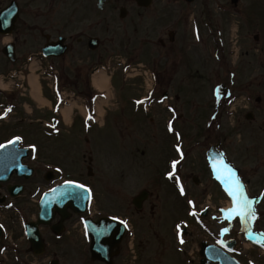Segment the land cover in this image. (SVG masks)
Masks as SVG:
<instances>
[{"label":"flooded vegetation","instance_id":"af4514ba","mask_svg":"<svg viewBox=\"0 0 264 264\" xmlns=\"http://www.w3.org/2000/svg\"><path fill=\"white\" fill-rule=\"evenodd\" d=\"M194 2L153 0L151 6L142 7L136 0H0V14L7 12L0 19V71L14 66L5 53V38H10V43L16 46L61 55L52 59V64L59 71L73 70L76 84L88 81L95 65L117 55L125 58V64H143L154 79L147 100L156 117L142 113L143 117L137 120L142 123L148 118L153 124L158 138L156 144L162 133L169 142L159 145L161 164L157 165L153 179L139 191L127 195L131 198L133 213L124 208L117 209V214L96 210V196L85 214H76L70 208L59 210L49 225L40 227L44 247H38L37 252L31 251L26 229L18 227L14 236L24 246L20 252L24 263L217 264L209 258L226 254L241 264H264V176L263 186L257 192L248 180L254 173H264V80L255 85L252 80L241 78L243 72L249 74L254 63L247 43L249 36L244 37L245 42L238 49L232 36L215 33L214 77L217 88H221L216 95L217 107L215 112L210 109L208 115L206 111L201 113L202 127L196 128L195 137L190 138L191 130L187 126L194 104L185 98H190L191 86L200 93L205 92L206 64L211 61L206 57L207 21L195 30L189 25L191 11L184 5ZM254 3L252 0L245 9L235 5L232 11L245 16L251 28H260V22L253 19ZM15 10L18 11L16 22ZM176 12L179 15H174ZM227 12L223 13V8L218 10V27L224 19L230 20ZM133 39L138 40V47L134 49ZM261 41V34L257 32L253 42L259 45ZM65 45L67 50L63 49ZM260 52L263 57L264 42ZM113 53L116 55L112 58ZM261 66L264 68V61ZM126 98L121 96L122 101ZM124 122L128 124L127 119ZM176 128L183 140L171 144L170 132ZM210 152L214 154L216 168L209 158ZM141 154L145 156L146 151ZM173 161H178L175 169ZM169 173H173L172 178ZM53 177L52 182H39L43 184L41 191H31L33 183L28 182V191L18 199L11 198L8 185H0L3 201L0 215L24 214L35 206V202L28 201L40 200L48 190L62 183L57 176ZM240 180L248 185V199L253 201L250 207L254 214L248 217L231 211L236 205L230 189L239 194ZM161 182L167 190H162ZM18 183L24 181L12 177V185ZM122 186L127 187L125 178L120 182ZM92 190L95 193L93 187ZM121 192L124 195L119 197L120 201L127 198L125 189ZM161 194L170 200L165 213ZM19 205L23 206L20 210ZM164 215L168 218L164 219ZM102 218L107 221L97 234L98 247H94V254V241L88 234L86 220L95 223ZM25 219L30 218L26 215ZM161 226L166 227L161 229ZM150 236L158 251L147 256Z\"/></svg>","mask_w":264,"mask_h":264},{"label":"rangeland","instance_id":"374dc122","mask_svg":"<svg viewBox=\"0 0 264 264\" xmlns=\"http://www.w3.org/2000/svg\"><path fill=\"white\" fill-rule=\"evenodd\" d=\"M251 1L252 0H242V9L247 8L251 4ZM184 7L187 9L189 8L191 11L189 25L192 27V30L194 28H198L207 21V24L205 25L208 48L206 51V57L211 58V61L206 64L208 66L205 73V75H207L205 92L200 93L191 86V92L189 95L190 98H185V101H189L194 104V108H192V111H190L189 115L190 125L187 126L190 127L191 130L190 138H193L195 137L193 135L197 133L196 128L202 127L203 124L202 121H199L201 113L206 111L208 115L210 108L212 109V112L215 111L216 99L214 90L216 84L218 83L214 77L215 70L213 49L215 47V41L212 33L221 32L222 34H227L228 37H233L231 33L237 32L238 36H235L234 43H238V49L241 48L240 46L242 45V42H245L244 37L249 36L247 43H249L251 46V56L254 59V63L252 70L249 71V74L247 75L246 72H243V74H241V78L242 80H252L255 85H258L259 82L264 80V68L261 66V61H264V56L262 57L260 52L261 46L264 42V24L261 23L260 19L255 18V21L260 22L261 26L260 28H251L244 19L245 16L238 15L232 11L231 0H195L193 4L188 6L184 5ZM220 8H223V13H225V10H228L227 14L230 20L227 21L224 19L221 23V26L218 27L217 12L220 10ZM259 11L263 15L262 22H264V0L259 5ZM193 12H196V14H192ZM231 14L233 15L231 16ZM174 15L177 16L179 13L176 12ZM257 32L261 34L262 38V41L259 43V45L254 44L255 42H253L254 35ZM132 35L133 33H131L129 36ZM195 37L198 40L197 36ZM197 40L196 42L199 43ZM137 44L138 40L133 39L131 47L134 49L135 47H138ZM252 46L254 47V51L252 50ZM23 51V49H19L18 53L21 54ZM25 60L21 63V65L25 62ZM21 65H18L11 70H15ZM199 70H202L201 66H199ZM0 73H6V71ZM201 73L203 74L204 71ZM68 74L72 75L71 72H68ZM132 81L133 82H128L126 87L132 90L128 94L134 97L144 94L143 88H140L139 85H136L134 80ZM60 82L62 85L69 86V88L75 89L78 92L80 90L83 91L85 88L83 84L77 86L75 83L68 80L66 81L65 79L60 80ZM44 85L46 86V81L44 82ZM113 85L117 90H119L120 86L122 85V80L118 75H116ZM175 86H178V83H176ZM110 88L111 87H106L103 88V90H106L107 93L110 94ZM35 89L36 85L33 86L32 91V96L34 99L36 97ZM46 90L47 89H45V91ZM41 91L44 96L43 90ZM114 95L118 103L113 102L115 106L113 107L115 109L117 108L118 110L117 112L111 113L108 116L106 127L101 129L97 124L91 125L89 132L82 134L79 136V138L76 136V133H68L67 131H62L59 129L58 131L63 136L59 137L58 139L54 138V140L50 139V137H43L41 141H38V139L36 141L34 135L32 134L34 132L31 133V130L32 128L38 129L37 131L47 129L42 124L36 123L38 118L42 119L44 116L37 112L34 106H31V102L28 99H16L14 104H12L3 101L0 97V105H2L0 106V122L3 123V126L0 127V132L3 130L6 131V133L1 134V136H4L0 138V141L6 140L7 138L11 139L14 137H19L22 140V146L33 147L35 150L34 154L39 155L40 160L46 159L48 163L61 166L63 169L64 178L80 180L88 184L90 187L92 186L96 193L95 196L97 197L94 206L96 210L109 211L113 214H117L120 208H124L133 213L134 211L131 205V198H129L127 195H132L134 192L139 191L141 188L147 186V182L151 181L150 179H153L157 165L161 164L160 159L162 148L159 145L163 143L169 144V142L165 141L166 137L162 133L159 134V141L156 144V141L153 137V134H155L156 131L154 130V133L149 125L145 126L146 130L144 127L143 131H141V126H138L135 128L134 132L131 130L133 133L132 137H130L129 134L121 139L119 133L122 131L125 132V124L122 122L123 117L121 115L120 108L123 104L119 105V91H115ZM126 97V99H123L124 101L129 100V97ZM24 102L28 103L31 110H34V113H32L31 110L27 111L22 106ZM43 102L44 103L41 105V107L46 109V114H50L54 108V105L57 103V98L54 97L43 99ZM203 102L207 103V108H204L205 103ZM11 105L13 106V112L12 114L8 115L7 107H12ZM128 105L126 111L131 113L133 116L138 115V112L136 113V109H134L135 105H131L130 103ZM76 107L77 105H75L72 110L62 111L66 125H71L73 123ZM96 111L101 114L99 106L96 107ZM105 114L106 112L104 113V116ZM27 129L29 131H27ZM83 135L84 137H82ZM88 139H90V141L94 140V142L91 141L87 144ZM195 139H197V137ZM170 142L172 143L173 139H171ZM189 142H192V144L196 143V141L193 142L192 140H189ZM90 150L93 151V174H91V172L88 170L87 156L90 155ZM143 150L146 151V155L144 157L141 154ZM83 155H86V161L84 160ZM154 160H158V162L156 163ZM151 162H154V165L149 168L148 166H151ZM263 176L264 173L260 172L254 173V175L249 177L248 180H250L251 185L254 187V192H257L260 186L262 188ZM123 178H125V183L127 185L126 188H123V186L120 187V182ZM161 188L162 190H167L166 184L162 183ZM124 189L127 198L124 197L120 201L119 197L124 195V193L121 192ZM107 191H110V194L113 196L109 195ZM160 202L162 204L163 212L165 213L166 209L170 206V200L165 194H161ZM176 204H178V202ZM163 218L166 219L168 216L164 215ZM165 227L166 226H161L160 228L163 229ZM163 234H166V232L164 231ZM148 240L149 243L146 255L150 256L158 250L156 249L157 245L151 236L148 237Z\"/></svg>","mask_w":264,"mask_h":264},{"label":"snow or ice","instance_id":"6c2138e0","mask_svg":"<svg viewBox=\"0 0 264 264\" xmlns=\"http://www.w3.org/2000/svg\"><path fill=\"white\" fill-rule=\"evenodd\" d=\"M10 111V109H9ZM19 139V138H17ZM0 147H3V145H0ZM183 155V152L181 151V156ZM178 161H173L172 167L173 169L176 168V164ZM213 168H216V164L213 163ZM173 173H169V177L172 178ZM67 189L61 193L62 196L64 197H73L77 196L79 198H85L91 197V189L86 188L85 185L79 184L75 181H67ZM75 189H80L82 191L76 192ZM180 191L181 193L184 192L183 185H180ZM231 195L234 197V202L236 207H234L231 211L232 213L239 214L243 217H248L254 214V209L250 207V205L253 203V201L249 200L248 197L241 191L239 194L235 191H231ZM191 203V202H190ZM2 227V225H0ZM181 242L183 243V239H181Z\"/></svg>","mask_w":264,"mask_h":264},{"label":"water","instance_id":"95a60500","mask_svg":"<svg viewBox=\"0 0 264 264\" xmlns=\"http://www.w3.org/2000/svg\"><path fill=\"white\" fill-rule=\"evenodd\" d=\"M16 145H18V141L14 142L12 145L6 146L2 150H0V178L4 174L10 176L15 170L18 172L20 170H26V168L21 167V160L26 156L27 151L26 150L19 151L22 155L20 154L18 156ZM31 172L32 171H30V175H31ZM66 189H67V185H65L61 188H58V189H56V191L53 192V195L62 193ZM75 191L80 192L82 190L75 189ZM51 197L52 196H47L44 199V202L42 203L41 217L46 215L45 212H46L47 206L45 205V201H46V199L51 198ZM82 207H84V204ZM232 264H236V263H232Z\"/></svg>","mask_w":264,"mask_h":264},{"label":"bare ground","instance_id":"6f19581e","mask_svg":"<svg viewBox=\"0 0 264 264\" xmlns=\"http://www.w3.org/2000/svg\"><path fill=\"white\" fill-rule=\"evenodd\" d=\"M38 82H37V79H35V78H33V80H32V84L33 85H36V89L35 90H37L36 92L38 93L39 92V86H38V84H37ZM99 83H100V85L103 87V88H106V87H109L110 86V79L107 77V76H105V75H102V76H100V79H99ZM41 103H44L43 101H41ZM102 106H103V104H102ZM101 110L103 111V108H101Z\"/></svg>","mask_w":264,"mask_h":264}]
</instances>
